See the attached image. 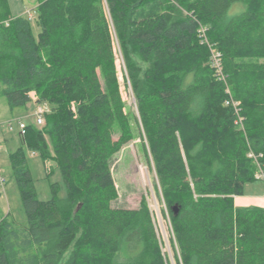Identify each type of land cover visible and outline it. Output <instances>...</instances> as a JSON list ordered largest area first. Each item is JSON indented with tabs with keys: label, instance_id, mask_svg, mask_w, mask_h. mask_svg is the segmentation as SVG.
<instances>
[{
	"label": "trees",
	"instance_id": "16d2710c",
	"mask_svg": "<svg viewBox=\"0 0 264 264\" xmlns=\"http://www.w3.org/2000/svg\"><path fill=\"white\" fill-rule=\"evenodd\" d=\"M35 1L37 34L0 0V94L12 108L34 95L49 105L45 124L28 123L23 141L55 163L66 194L54 182L51 198L40 199L25 147L11 152L27 223L0 218V264H168L147 200L114 205L111 158L134 137L116 42L176 258L264 264V206L235 204L258 180L250 149L264 170V0ZM227 88L238 112L225 103Z\"/></svg>",
	"mask_w": 264,
	"mask_h": 264
},
{
	"label": "rangeland",
	"instance_id": "374dc122",
	"mask_svg": "<svg viewBox=\"0 0 264 264\" xmlns=\"http://www.w3.org/2000/svg\"><path fill=\"white\" fill-rule=\"evenodd\" d=\"M9 2L11 14H25L28 16L29 10L33 11L31 21L33 30L37 34L40 27L35 21L37 16L35 10L36 1L9 0ZM148 6L156 5L155 3H149ZM175 6H178L180 10L186 13L183 6L178 4H175ZM115 50L122 95L134 137L111 158L112 173L118 190V198L114 201V205L138 207L142 199L145 198L154 214L156 230L161 238V247L166 255L168 264H180L171 245L173 232L168 209L157 180L156 171L153 164L150 165L147 158L148 147L145 140L141 138L142 128L137 111L135 94L128 78L122 52L117 42L115 44ZM136 60L140 65L145 67V64L138 58ZM35 97L34 95L33 98ZM37 104L31 100L25 105L12 108L6 96L0 94V218L9 216L20 225L27 223V217L22 197L11 169V152L20 146L25 147L27 162L34 178L37 196L40 199L46 200L51 198L53 195L52 184L54 182H58L61 185L59 196L63 197L66 194L62 175L58 169L55 170V163L51 160L44 162L39 152L27 148L23 141V136L19 132V120L35 124ZM10 124H12L13 129H10ZM117 137L118 135L115 136V138ZM51 168L54 169V172L49 174L48 171ZM243 196L264 198V181L258 179L254 182L247 183ZM68 255L69 252L65 254L62 260L67 259Z\"/></svg>",
	"mask_w": 264,
	"mask_h": 264
},
{
	"label": "built area",
	"instance_id": "2783aa9c",
	"mask_svg": "<svg viewBox=\"0 0 264 264\" xmlns=\"http://www.w3.org/2000/svg\"><path fill=\"white\" fill-rule=\"evenodd\" d=\"M33 11L29 10L28 12V18H33ZM200 37L202 38V42H206L208 43V39L206 36V29L205 27H203L202 25L200 26ZM210 45V43H208ZM210 61L212 66L214 67V69L216 70L217 75L221 78L224 79L225 75L223 73L222 70V61H221V54L219 51H217L213 46L210 45ZM227 93L229 94V96L226 98L225 103L227 105H232L233 108L235 109L236 112L239 111L240 109V102L238 100H236L230 91V88H227ZM50 107L46 102L40 103L38 102L37 104V108L35 110V124L37 126H43L45 124V115L46 113L49 111ZM238 123L241 122L242 124V116L240 115L238 118ZM26 122L19 120V132L21 133L22 136L25 135L26 133V127H27ZM10 129H13L12 124H10ZM248 155L250 157H252L254 159V161L257 163L258 165V170L256 172V177L259 180H263L264 181V170L262 169V166L260 165V162L258 160V155L256 153H254V151L252 149L249 150ZM2 180L4 181V179L2 178Z\"/></svg>",
	"mask_w": 264,
	"mask_h": 264
},
{
	"label": "crops",
	"instance_id": "0c3cea01",
	"mask_svg": "<svg viewBox=\"0 0 264 264\" xmlns=\"http://www.w3.org/2000/svg\"><path fill=\"white\" fill-rule=\"evenodd\" d=\"M9 5H10V2H9ZM33 101L35 104L38 103V99L36 97L33 99ZM235 204L238 206H248V205H253V204L264 206V198L239 195V196H235Z\"/></svg>",
	"mask_w": 264,
	"mask_h": 264
}]
</instances>
